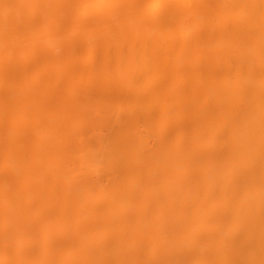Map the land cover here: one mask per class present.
<instances>
[{
	"label": "bare ground",
	"instance_id": "bare-ground-1",
	"mask_svg": "<svg viewBox=\"0 0 264 264\" xmlns=\"http://www.w3.org/2000/svg\"><path fill=\"white\" fill-rule=\"evenodd\" d=\"M201 1L205 5L206 0L200 4L197 0H170L167 11L159 13L163 21L156 11H163L165 5L159 9L158 1L137 12L140 18L135 11L131 15L126 10L129 17L137 16L135 21L140 19L138 25L150 28L151 23L167 20L170 4L180 9L191 2L197 9ZM213 2L210 10L222 11L227 6L231 13L209 14L216 21L217 32L211 33L215 30L212 26L206 30L211 33L209 39L200 31L206 48L209 43L211 50H221L224 40L227 43L244 35L240 37L243 42L238 41L242 49L250 39L246 40L247 34L255 32L258 42L251 36L249 47L255 46L247 47L255 54L246 55L237 42L229 41L232 53L224 42L221 47L226 51H219L220 55L219 49L215 51L219 58L211 52L203 61V55L194 61L189 55L193 53L188 52L195 48L189 24V32L185 30L190 34L180 31L181 42L177 40L176 47L174 42H165L164 48L173 50V55H168L170 67L168 57L150 61L144 55L140 58L145 62H139L126 48L122 52L123 48L119 51L116 47L114 52L111 47L115 56L106 52L109 47L98 48L95 25L100 8L96 0H0V235L9 239V249L18 235L32 236V242L21 244L25 252L13 248L15 264H42L40 260L46 259L47 263L43 262L51 264L58 254L61 264H264V27L257 24L261 29L258 34L257 29L252 30L257 25L251 19L258 15L256 11L262 13L264 0H225L223 8L217 0ZM129 4L133 9L139 6L132 1ZM204 10L207 8L201 10L202 16ZM154 12L157 16L153 18ZM196 16L195 20L203 19ZM262 18L256 22H264ZM181 25L177 24L184 27ZM222 32L227 41L216 38ZM211 42L219 44L210 46ZM178 45L179 56L175 54ZM162 47L155 45L154 49ZM257 49L261 56L256 55ZM233 52L238 55H230ZM175 83L178 92L173 90ZM158 89L165 91L157 94ZM153 94L156 97L152 98ZM147 102L155 106L149 108V115L155 118L159 113V126L164 130H159L156 119L147 120L146 114L142 118ZM172 109L176 111L171 113ZM143 121L151 126L144 134L140 130ZM106 163L107 171L100 169ZM182 169L186 173L179 175ZM37 171H41L40 179L32 175ZM42 171L48 172L47 179ZM23 172L30 176L29 181L23 179L29 185L24 188L21 183L23 188L15 192V178L21 174L23 178ZM38 189L41 191L28 200L25 209V197ZM42 191L54 200L51 197L43 202ZM162 197L166 207H153ZM73 199L81 203L80 209L67 204ZM195 201L200 205L193 206ZM42 203L45 214L36 218L29 209ZM132 213L135 222L127 227ZM8 221L12 222L9 226ZM64 222L72 224L69 227ZM101 224L104 226L98 230ZM51 225L58 228L57 245L56 235L39 240ZM155 241L165 248L149 258L146 248L163 245ZM28 245L34 249L27 250ZM71 246H77L80 254L74 249L76 256Z\"/></svg>",
	"mask_w": 264,
	"mask_h": 264
},
{
	"label": "rangeland",
	"instance_id": "rangeland-1",
	"mask_svg": "<svg viewBox=\"0 0 264 264\" xmlns=\"http://www.w3.org/2000/svg\"><path fill=\"white\" fill-rule=\"evenodd\" d=\"M132 1V3H135L136 5H137V3H139V6L137 7V8H134L133 9V7H134V5L132 6V4H129L130 2ZM131 1H126V0H117V2L115 1V0H96V2L98 3V4H100V6L101 5H103L102 6V8L101 7H99V5L97 4V9L99 10V8H100V11H98V20L96 21V25H95V28H96V32H95V34H96V36L100 39H98L97 41H100V42H98V48L99 49H104V48H108V49H106V52H110V54L112 55V56H115L116 54L115 53H113L112 51H114V52H117L115 49H116V47L117 48H119V51L123 48V50H121L122 52L123 51H125V48L126 49H128L129 51H130V53H128L129 55H130V57L131 56H133L134 58H136V60H138V58H142V56L144 57V55H145V58L146 59H148V60H153L154 58L156 59V60H161V59H165V58H167L168 57V61L170 60V55H173L172 53H170V52H173V50H171V51H169L168 50V47L167 48H164V47H166L167 46V41H169V42H174V46H175V43H178V41L179 42H181V38L178 40V35L180 36V33L182 32V31H184L185 29L187 30V28H190V25H191V31H190V33L191 32H193V33H191V34H194L195 35V33H194V31H196V35L194 36H191L190 35V38L191 37H195V38H193L195 41H193L192 43H194L195 45H194V49H197L198 50V45H200V43H201V46H203L202 47V49H201V46L199 47V49L200 50H194V49H192V51L191 50H188V48L190 49V48H192L191 46L190 47H188L189 45H187V43H186V45H187V47H186V45H185V48H187V50H188V52L189 53H193V54H189L190 56H193L194 58H193V60L195 61L197 58L196 57H199V55H203L204 57H202V61H203V58H206L211 52V54H213V55H211V56H217L220 52H224V51H226V50H224L223 51V48L224 47H221L223 44H224V42H225V40L223 41V39H226V41L228 40L227 38H226V36H225V33H223L222 32V34H220L219 35V37H216L217 39L218 38H220L221 37V39H222V41H223V44H221V46H220V48H221V50L219 49V47H217V44H219V43H217V44H215V40H214V38L212 37V40L213 41H215V42H211L212 44H210V46H215V47H217V48H215V50H213V48H212V50H211V48H209L208 46V44H207V48H206V41H205V43H203V41H201V37H202V35H200L201 33H203L204 31H205V34H206V37H207V35H209L208 34V32L209 31H207L206 32V30H208V29H210L211 28V26H212V28L214 27V24H215V27L217 26L216 25V21L214 20V21H212L210 18H211V16L209 15V14H211L212 15V12H219L220 11V8H219V11H218V8H216V9H214L215 11H213V10H210V9H212V7L213 6H211L212 5V3H214L213 2V0H211V2H209L210 0H206V3H205V5L202 3V1H201V5H200V7L198 8V6H197V9H196V7H193L195 10L193 11V12H191V10H193V8H192V3L191 2H189V6H183V5H181V6H183L184 8H180L179 9V5L176 7V6H174V5H177V4H170V6H171V8H172V11H171V9H169L170 11H169V13L170 14H172V12H173V14L172 15H170V14H166V21L162 24L161 23V21H163V20H165V18H163V16L162 15H160L161 14V12L163 13V12H166V11H164L165 10V8L167 7V2H169L170 0H166V2L164 1V0H146L147 2H145V0H143V2L142 1H140V2H138V0H131ZM156 1H158V2H156ZM175 0H172V2H174ZM197 1H199L197 4H200V0H197ZM221 1H222V3H225L223 0H220V1H218L217 0V2H218V5H219V7H221V8H223L224 7V5L226 6L227 4L225 3V4H223L222 6H221ZM100 2V3H99ZM109 2H110V4H109ZM127 2H128V4H127ZM143 4H142V3ZM154 2H156L157 4H158V7H159V9H162L163 8V6H164V8H163V11L162 10H159V12L158 11H156L157 12V14H158V16L160 15V16H162V20L161 21H159L160 19H157V21H159V24H157V23H149L150 25V28L148 27V26H145V25H147V24H145V23H143V24H145L144 26L143 25H138V24H141V22L139 21L140 19H138L137 21H135V19H133V18H135V17H137V16H135V15H133V17H129V16H131L132 15V12L133 11H135L134 12V14H138L139 12L140 13H142V10L144 9V7H147V6H150V4H152V3H154ZM209 2V3H208ZM106 3V4H105ZM170 3V2H169ZM186 3H188V1L186 2ZM185 3V4H186ZM211 3V5H209ZM220 3V4H219ZM142 4V5H141ZM192 6H191V5ZM104 5H106V7L104 6ZM125 5V10H124V8H123V6ZM188 5V4H187ZM204 5V6H203ZM208 5H209V7H208ZM259 4H257V6H258ZM264 5V4H263ZM121 6H122V8H121ZM207 8V12H206V10H204L203 12H204V14H203V16H202V11L201 10H203V9H205V8ZM211 7V8H210ZM256 7V6H255ZM105 8V9H104ZM126 8L129 10V13L131 14V15H128V10H126ZM189 8H192V9H190L189 10ZM203 8V9H202ZM263 8V7H262ZM262 8H261V10H262ZM113 9V10H112ZM133 9V10H132ZM182 9V10H181ZM186 9V10H185ZM188 9V10H187ZM234 9V8H233ZM112 12H111V11ZM209 10V11H208ZM217 10V11H216ZM224 10H226L225 12H224ZM228 10H230L229 8L227 9V6L225 7V9L223 8L222 9V11H220V13H222V16H224V15H226V14H228V12H230V11H228ZM234 10H236V13H235V11L233 12V13H235V15H237L238 14V10L235 8ZM260 10V11H261ZM108 11V13L106 14V12ZM114 11H116V13L114 12ZM118 11V12H117ZM125 11H127V15L125 14L126 12ZM132 11V12H131ZM186 11H188L189 13H187ZM197 11V12H196ZM264 9L262 10V13L260 12H257L256 11V14H258V15H256V16H259V17H254V15L255 14H253V18H251V19H254L255 21L253 22V23H255L256 25L257 24H259V25H257L256 26V28H253L254 27V24H253V27H251V28H253L252 30H255L256 31V29H257V32H259L258 34H260V32L261 31H259V30H261V29H259L258 30V26H259V28H262V27H264V22L262 21L261 23H259V22H256V21H258L260 18H262V17H264V16H262L261 14H264ZM100 12L102 13V14H100ZM125 12V13H124ZM138 12V13H137ZM156 12H154V13H151L152 14V16H153V18H154V16L156 15L157 16V14H156ZM179 12V13H178ZM185 12V13H184ZM195 12V13H194ZM124 13V14H123ZM160 13V14H159ZM190 13L192 14V16H190L189 17V15H190ZM196 13L198 14V16H202V18L204 19H201L200 17L199 18H197V20H195L196 19ZM231 13V12H230ZM232 13V14H233ZM255 13V12H254ZM99 14H100V17L102 18H100L99 19ZM164 14V13H163ZM186 14V15H185ZM187 14H188V16H187ZM209 16H208V15ZM106 15L107 16H112V17H106ZM122 17H121V16ZM139 15V14H138ZM141 15V14H140ZM140 15L137 17V18H140ZM170 15V16H169ZM181 15H183L182 17H183V19L181 18L180 19V17H181ZM204 15H206V16H208L207 18H206V16H204ZM221 15V14H220ZM167 16L169 17V18H171V16H172V20L171 19H169V18H167ZM188 17V18H187ZM205 17V18H204ZM106 18H108V19H110V20H106ZM112 18V19H111ZM117 18V19H116ZM120 18V19H119ZM126 18H128V19H126ZM129 18H131V19H129ZM157 18V17H156ZM187 18V19H186ZM190 18H192V20L190 19ZM209 18V19H208ZM212 18H214V16L212 17ZM170 21H169V20ZM257 19V20H256ZM264 18H262L261 20H263ZM129 21V20H132V22H133V20H134V22L135 23H132V22H125L124 23V21ZM141 20H142V22H144V20L142 19V17H141ZM191 20V21H190ZM209 20V21H208ZM108 21V22H107ZM110 21H112L111 23H110ZM117 21V22H116ZM139 21V23H137L136 24V22H138ZM189 21H190V23H189ZM197 21V22H196ZM260 21V20H259ZM102 22V23H101ZM103 22H105V23H107V24H105V23H103ZM121 22V23H120ZM146 22V21H145ZM173 22V23H172ZM176 22V23H175ZM193 22L195 23V25H193ZM212 22V23H211ZM122 23H124V25L122 24ZM127 23H128V25H127ZM167 23H169V24H167ZM172 23V25H170ZM188 25H187V24ZM208 23H210L211 25H209ZM252 23V22H251ZM105 24V25H104ZM110 24V25H109ZM121 24V25H120ZM129 24H131L130 26H129ZM135 24V25H134ZM177 24H179V25H181V26H184V27H179V26H177ZM185 24H186V28H185ZM190 24V25H189ZM231 24V23H230ZM106 25L108 26L109 25V28L108 27H106ZM123 25V26H122ZM173 25H174V27L176 26L177 28V30L175 29L174 30V27H173ZM198 25V26H197ZM126 26L128 27V28H126ZM135 26H137V27H135ZM169 26H170V28H169ZM205 26H207L208 28H206ZM252 26V25H251ZM262 26V27H261ZM122 27H123V30H121L122 29ZM132 27V28H131ZM142 27V28H141ZM145 28V30H144V28ZM215 27H214V29H215ZM94 28V29H95ZM136 28V29H135ZM203 30H202V29ZM217 28V27H216ZM127 29V30H126ZM142 29H143V31H142ZM194 29V30H193ZM195 29H197V30H195ZM186 30H185V32H186ZM193 30V31H192ZM218 30V29H217ZM250 30V29H249ZM251 30V31H252ZM177 31V32H176ZM181 31V32H180ZM188 32H189V30H187ZM197 31H199V34H198V32ZM200 31H203V32H200ZM212 32V34L213 33H215V32H217L216 31V29L213 31V29L211 30ZM264 31V30H263ZM142 32V33H141ZM167 32L169 33V34H167ZM176 33V34H175ZM179 33V34H178ZM190 33H185V35H187V34H190ZM210 33V32H209ZM210 33V34H211ZM221 33V32H220ZM246 33V32H245ZM244 33V34H245ZM252 33H254L253 35H251V34H247V35H249V36H247V35H245V37L247 36V38H246V40H248L249 38L248 37H250V39H252L253 37H251V36H254V38L253 39H255V41L254 42H258L256 39L258 38V36L259 35H256L255 34V32H252ZM264 33V32H263ZM164 34L166 35L165 37H164ZM204 34V35H205ZM218 34H219V30H218ZM163 35V36H162ZM170 35V36H169ZM184 35V36H185ZM199 35L201 36V37H199ZM221 35H224V37H222ZM173 36V37H172ZM175 36H177V37H175ZM181 36H182V33H181ZM197 36V37H196ZM211 35H209V37H210ZM213 36V35H212ZM216 36V35H215ZM214 36V37H215ZM241 36H244V35H241ZM241 36H238L237 38H238V40H236V38H235V40H230L229 39V41L232 43V44H234L235 42H237L238 43V45H239V47L238 48H240L241 49V46L242 45H240L239 44V42L238 41H241L242 39H243V37H241ZM173 38V39H170V38ZM242 39H241V38ZM245 37H244V39H245ZM261 37H263L262 35H261ZM164 38H167V39H164ZM239 38L241 39V40H239ZM103 39V40H102ZM200 41H199V40ZM202 39H203V37H202ZM205 39H207V42H209L210 40H208V38H205ZM209 39H211V37L209 38ZM221 39H219L220 41H221ZM248 40V41H246V40H244V41H246L247 43V46H244L243 45V47H245V48H242L241 50H243V49H245L244 51H245V53H246V55L247 54H249V55H251V54H253L254 52H251L250 53V51L247 49V47H249V44L251 43V42H249V41H252V40ZM263 39H264V37H263ZM167 40V41H166ZM171 40V41H170ZM178 40V41H177ZM198 40V41H197ZM218 41V40H217ZM221 41V42H222ZM229 41H227V43L229 42ZM166 42V43H165ZM190 42H191V40H190ZM200 42V43H199ZM234 42V43H233ZM242 42H243V40H242ZM249 42V43H248ZM259 42H260V40H259ZM264 42V41H263ZM226 43V42H225ZM226 43V44H227ZM231 43H228V45L229 46H227L228 48H230V46H231V48L233 47V45L231 44ZM253 43V42H252ZM163 44H164V46H163ZM189 44V43H188ZM198 44V45H197ZM203 44V45H202ZM215 44V45H214ZM225 44V45H226ZM231 44V45H230ZM242 44V43H241ZM245 44V45H246ZM254 44V43H253ZM253 44H251L250 45V47L253 45ZM258 44V43H257ZM256 44V45H257ZM155 45H160L162 48H159V49H157V51H156V49H154V46ZM237 45V44H236ZM235 45V46H236ZM115 46V47H114ZM219 46V45H218ZM253 46H255V44L253 45ZM258 46V45H257ZM101 47H104V48H101ZM111 47H112V51H110V49H111ZM141 47L143 48L142 50H141ZM176 47V46H175ZM250 47H249V49H250ZM115 48V49H114ZM121 48V49H120ZM133 48V49H132ZM228 48H227V51H228ZM231 48H230V50H231ZM234 48V47H233ZM254 48V47H253ZM131 49V50H130ZM163 49H164V51H167V53L166 52H164L163 51ZM179 49V45H178V48H177V51H179V52H177V53H175V54H178L177 56H179V53H180V49ZM219 49V50H218ZM225 49H226V47H225ZM240 49H237V50H240ZM128 50H126V51H128ZM176 50V49H175ZM186 49H183V51H181L182 52V54H184L183 52L185 51ZM216 50H218L217 52H218V54H217V52H215ZM249 51V53H248V51ZM254 50V49H253ZM255 50H256V47H255ZM262 50V49H261ZM128 51V52H129ZM132 51V52H131ZM191 51V52H190ZM194 51V52H193ZM214 51V52H213ZM220 51V52H219ZM234 52H237V51H235V50H233ZM108 52V53H109ZM186 52V51H185ZM187 52V53H188ZM228 52H230V51H228ZM233 52V53H234ZM239 52V51H238ZM242 52L243 51H240L239 53L240 54H242ZM257 54L256 55H258V56H261L263 53H261V51L260 50H258L257 49ZM187 53H185V54H187ZM214 53H216L217 55H215ZM231 53H232V50H231ZM245 53H243V55H245ZM261 53V54H260ZM127 53H125V55H128ZM181 54V55H182ZM208 54V55H207ZM255 54V53H254ZM128 55V56H129ZM169 55V56H168ZM209 55V56H210ZM220 55V54H219ZM219 55L217 56L218 58H219ZM230 55H233V56H236V55H238V54H230ZM127 56V57H128ZM177 56H175V57H177ZM190 56H188L187 55V58H190L191 59V57ZM206 56V57H205ZM254 56V55H253ZM252 56V57H253ZM263 56H264V54H263ZM129 57V58H130ZM216 57V58H217ZM239 57V56H238ZM241 57V56H240ZM248 57V56H247ZM246 56H245V58H247ZM249 57H251V56H249ZM251 57V58H252ZM255 57V56H254ZM129 58H127V59H129ZM139 59L138 61L139 62H141L142 60H144V59ZM174 58V57H173ZM201 58V57H200ZM215 57H213L212 58V60L214 59ZM131 59V58H130ZM189 59V61H193L192 59L190 60ZM133 60V59H132ZM132 60H128V61H132ZM141 60V61H140ZM147 60V61H148ZM167 60V59H166ZM206 60V59H205ZM174 61V60H173ZM193 61V62H194ZM198 61V60H197ZM138 62V63H139ZM142 62H145V60L144 61H142ZM199 63H201V59H200V61H198ZM129 63V62H128ZM133 63V62H132ZM132 63H130V64H132ZM135 63V62H134ZM147 63V62H146ZM170 61H169V66H167V67H170L171 65H170ZM194 64V63H193ZM198 63L196 62V64L195 65H197ZM135 65V64H134ZM166 68V67H165ZM177 82V81H176ZM174 83V82H173ZM172 83V84H173ZM176 84V83H175ZM174 84V85H175ZM173 88V87H172ZM138 89V88H137ZM156 90H157V88H156ZM155 90V91H156ZM160 89H158V92H160V93H158L157 91V94H163V93H161V92H164L165 91V89H163V91H159ZM173 90H174V92L176 91V92H178V91H180V87H178V84H176L175 85V87L173 88ZM150 92V91H149ZM152 93H153V91H152ZM156 94V93H155ZM155 94H153V95H151L152 96V98L154 97V95ZM146 96H148V94L146 95ZM160 97L162 96V95H159ZM155 97H156V95H155ZM145 98V97H144ZM149 97H147V99H148ZM162 100L164 99L165 100V98H161ZM151 100V99H150ZM150 100H148V101H150ZM143 101H144V99H143ZM167 101V100H166ZM170 101V100H169ZM151 102H152V100H151ZM151 102H147L148 103V106H145L144 105V107H145V109H146V111H144V113H143V115H142V118H144L145 116H144V114H146V119L148 120H150V119H156V123H158V126L160 125V122H158L159 120H160V117H158L160 114L159 113H156L155 114V118H153L151 115H149L150 113V110L152 109V108H155V106H152V105H150L151 104ZM171 102V101H170ZM163 104H166L167 106H169L170 104H169V102H167V103H165V102H162ZM172 103V102H171ZM130 104V103H129ZM128 104V105H129ZM133 104V103H132ZM142 104V103H141ZM165 105V106H166ZM138 106V105H137ZM140 107H141V105H139ZM160 106V105H159ZM158 106V107H159ZM164 106V105H163ZM131 107H133V105L131 106ZM135 107V106H134ZM158 107H156V108H158ZM149 108H150V110H149ZM160 108H162V107H160ZM142 109H144L143 107H142ZM161 110V109H160ZM174 111H176V109L174 110ZM173 111V109L171 110V113H173L174 112ZM159 112V111H158ZM156 117H158V118H156ZM176 117H179V116H177V115H175L174 116V118H176ZM144 122V121H143ZM142 122V124H144V125H142L141 124V126H142V128L140 129L141 130V132L144 134V132L146 131V130H148L149 128H151V126H148L147 124H145V122L143 123ZM156 125V124H155ZM155 125H154V127H155ZM158 126L156 125V128H158ZM164 127V126H163ZM160 128H161V126H159V130H160ZM163 128H161V130H162ZM160 130V131H161ZM164 130V129H163ZM159 132V131H158ZM159 134V133H158ZM155 135H157V134H155ZM153 136V135H152ZM151 136V137H152ZM154 137H152V139H153ZM152 139H151V141H150V145H153L154 144V142H155V139H153V144H151L152 143ZM205 140V139H204ZM179 141V140H178ZM176 141H174V143H175ZM174 143H172V145L174 144ZM168 145V144H167ZM171 145V144H170ZM29 157V156H28ZM161 159V158H160ZM163 160V159H162ZM161 161V160H160ZM99 165H101V164H99ZM112 165H114V164H112ZM109 167L108 166V164L106 163V165L104 164L103 166L101 165V167L100 166H96V168L97 167H100V169L102 168L104 171H107V169L105 168V167ZM110 167H111V165H110ZM176 167H178V166H175V168ZM113 168V167H112ZM181 168V167H180ZM179 168V169H180ZM54 169H55V167H54ZM53 169V170H54ZM99 169V170H100ZM179 169L177 170L178 172H179ZM46 170H48L47 168H46ZM53 170H48L49 172H52ZM57 169H55L54 170V176H55V171H56ZM97 170L98 172H100V171H103V170ZM173 170L175 171V169L173 168ZM183 170V169H182ZM181 171V170H180ZM38 172V173H37ZM37 172H34V173H32V175H34L37 179L39 178L40 179V177H38L39 176V174H40V172L39 171H37ZM43 172V177L44 176H46V179H47V177L49 176L48 175V172L47 171H42ZM44 172H46L45 173V175H44ZM57 172V171H56ZM181 172H183V173H179V175L180 174H184V173H186V170H183V171H181ZM24 173V172H23ZM35 173H37V174H35ZM25 174L26 173H24V177L23 178H21L22 177V174H21V177L20 176H18V179H19V177H20V179L18 180L17 178H15V181H17V185L14 183V185H16V188H14V191L15 192H18L19 191V189H20V187H22V186H19L21 183V185H23L24 186V188H26L29 184L28 183H26V184H28V185H26L25 184V182L28 180V177H30L29 175H28V177H27V175L25 176ZM50 174V173H49ZM20 175V174H19ZM56 175H57V173H56ZM7 176H9V175H7ZM16 176V177H17ZM33 176V177H34ZM35 177H34V179H35ZM72 176H70L69 175V177H67L68 179H70ZM26 178V181H24L23 182V179H25ZM45 178V177H44ZM43 178V180H45ZM201 181H202V179L201 178H199ZM42 180V181H43ZM200 180H199V182H200ZM29 181V180H28ZM35 181H36V179H35ZM42 183H44V182H42ZM31 184V183H30ZM169 184V183H168ZM170 185V184H169ZM169 187V186H168ZM172 187V186H171ZM23 188V187H22ZM40 188V187H39ZM43 188V187H42ZM174 188V187H173ZM17 191H16V190ZM41 189V188H40ZM40 189H38V190H35L34 191V193H33V191L30 193V194H28L26 197H25V201L23 202V204H24V208L25 209H27V204H28V200L29 199H31L32 197H34V195L38 192H40L41 190ZM21 190V189H20ZM43 190V189H42ZM23 192V191H22ZM43 192V195H42V201L43 202H45L46 200L48 201L49 199H50V201H51V197H52V200H54V196L53 195H49L48 194V192L46 193V192H44V191H42ZM24 193H26V190L24 191ZM33 193V194H32ZM194 195L195 194H193V199H194ZM55 196H57V195H55ZM58 197V196H57ZM164 197V196H163ZM163 197H162V199H163ZM56 198V197H55ZM95 199L97 198V196H95L94 197ZM189 199H190V197H188ZM196 198H197V196H196ZM188 199V200H189ZM200 200H198V202L200 201V203H202L201 202V198H199ZM188 200H187V203H189L188 202ZM191 200H192V195H191ZM195 200V199H194ZM46 201V202H47ZM94 201H96V200H94ZM135 201V203L136 204H139V199L138 200H134ZM79 201H74V199L73 200H69V202H67V204H71V205H73V206H75L76 207V209H80V204L81 203H78ZM194 202V201H193ZM193 202H191V203H193ZM196 202V204L195 205H193V206H199L200 204H198L197 203V201H195ZM166 203H167V201L165 200V198L163 199V201L161 200V201H159V202H157V203H154L153 204V207L154 206H160V207H162V208H165L166 207ZM44 203H42V204H39V205H36V206H33V207H30V211H31V213L33 214V216L34 217H41V215L43 216L44 214H43V211H44ZM106 207H108L107 205H106ZM107 209V208H106ZM37 212H39V213H41L40 215H37L36 213ZM162 212H165V211H162ZM236 213V212H235ZM235 213H234V215H235ZM35 214V215H34ZM133 214V213H132ZM131 214V217H128L129 219H130V221H129V224L127 225V227H131V226H133L132 224H133V221L135 220V213L132 215ZM238 215V214H237ZM173 217H177V216H175V214H174V216ZM44 218V217H43ZM73 219V218H72ZM234 219H236V218H234ZM68 220V219H67ZM64 221H66V220H64ZM69 221V220H68ZM71 221V220H70ZM73 222H74V220H72ZM71 221V222H72ZM70 222V224L69 223H65V224H69V227L71 226V224L73 223H71ZM135 222V221H134ZM10 223H12V222H10V221H8V223H7V225L9 226V224ZM68 226V225H67ZM73 226V225H72ZM103 226H104V224H101L100 226H98L97 227V229L98 230H100V229H102L103 228ZM57 227H55V225L54 226H52L51 225V227L49 226V227H47L46 228V233H45V235L44 236H41V237H39L40 239L39 240H41V242H43V241H46V239H49V238H52V237H56L57 236V238H55L56 239V244H54V245H57V244H59L58 242V228L56 229ZM96 229V230H97ZM57 230V231H56ZM58 232V233H57ZM24 234V233H23ZM1 235H3V233H1ZM1 235H0V264H15L14 262V258L13 257H15V255L14 254H16V252H25V251H23L22 250V248H21V244L24 242V241H26V240H28V241H31L32 242V236H30V235H28V234H24V235H21V236H17V237H15L14 238V240H13V248L16 250V252L15 251H13L14 249L12 248V249H9V247L7 246V245H9V244H7L8 243V241L7 240H9V239H5L4 238V236L3 237H1ZM56 235V236H55ZM44 237V238H43ZM48 237V238H47ZM8 238V237H7ZM157 242V243H156ZM155 243L157 244V245H159V243L160 244H163V243H161V241L160 242H158V241H155ZM72 244V243H71ZM73 245V244H72ZM241 245V244H240ZM68 246V245H67ZM66 246V247H67ZM70 246V245H69ZM75 246V245H74ZM74 246H71L70 248H72L73 250L75 249H78L77 248V246L76 247H74ZM163 246H164V244L162 245V247L161 246H159L160 248H158V247H155L154 245H153V247L152 246H150V248L148 247V248H146L145 250H147L148 251V249H149V251L147 252V257H149V258H154L153 256L154 255H157L158 254V252L159 251H157V250H162L161 248H163ZM243 246V245H242ZM245 246V245H244ZM244 246L243 247H241V248H244ZM27 250L28 249H30L31 248V250L32 249H34V247L32 248V246L31 245H28L27 247ZM157 248V249H156ZM165 248V247H164ZM163 248V249H164ZM72 249H69V252H68V254H71L72 253ZM245 249H246V247H245ZM9 250H10V254H8L9 253ZM75 250L73 251V253L77 256V253H75ZM68 251V250H67ZM77 252H79L78 250H76ZM11 253L13 254V256L11 255ZM160 253V252H159ZM68 254H67V256H68ZM79 254H80V252H79ZM55 255V254H54ZM247 256V255H246ZM245 256V257H246ZM58 257H59V254H58V256H56V258L57 259H54L55 257L53 256L52 257V262H54V260H55V262H54V264H61V258H59L58 259ZM75 257V256H74ZM47 258V257H46ZM48 258H50L49 260H50V262H51V257H48ZM76 258V257H75ZM14 259V260H13ZM42 259V258H41ZM43 259H44V257H43ZM54 259V260H53ZM47 260V259H46ZM46 260H40L41 261V263L42 264H44L45 262L47 263V261ZM48 260V261H49ZM248 260V258L246 257L245 258V261H247ZM43 261H45V262H43ZM13 262V263H12ZM49 262V263H50ZM52 262H51V264H52ZM248 262V261H247ZM45 263V264H46ZM174 263V262H173ZM194 262H192L191 264H193ZM63 264V263H62Z\"/></svg>",
	"mask_w": 264,
	"mask_h": 264
}]
</instances>
